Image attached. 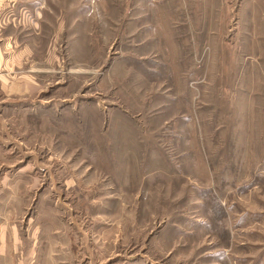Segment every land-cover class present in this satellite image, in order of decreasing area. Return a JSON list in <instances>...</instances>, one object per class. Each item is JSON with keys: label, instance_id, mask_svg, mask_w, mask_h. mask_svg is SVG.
Segmentation results:
<instances>
[{"label": "rangeland", "instance_id": "374dc122", "mask_svg": "<svg viewBox=\"0 0 264 264\" xmlns=\"http://www.w3.org/2000/svg\"><path fill=\"white\" fill-rule=\"evenodd\" d=\"M0 264H264V0H0Z\"/></svg>", "mask_w": 264, "mask_h": 264}]
</instances>
